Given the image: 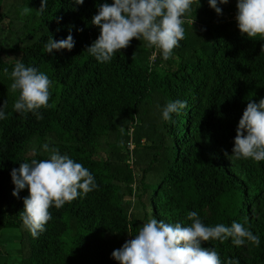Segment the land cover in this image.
Returning a JSON list of instances; mask_svg holds the SVG:
<instances>
[{
  "label": "trees",
  "instance_id": "obj_1",
  "mask_svg": "<svg viewBox=\"0 0 264 264\" xmlns=\"http://www.w3.org/2000/svg\"><path fill=\"white\" fill-rule=\"evenodd\" d=\"M113 2L46 0L40 11L41 0H0V105L7 101V118L0 119V238L4 229L24 226L29 190L14 196L10 175L21 163L50 159L56 149L98 185L59 209L53 204L45 231L36 238L21 233L19 260L0 264H119L111 253L144 224L155 218L190 226V211L205 226L235 221L259 236L258 247H237L231 238L202 242L221 264H264V161L225 155L249 100L264 98V39L240 33L232 18L237 0L218 5L222 14L208 0H193L182 17L185 37L168 60L157 49L151 61L155 46L132 38L102 63L87 50L100 35L91 21L101 4ZM25 8L31 10L22 15ZM70 32V51L46 53L50 37ZM17 62L51 82L42 119L14 110L19 90L9 89ZM151 97L159 98V119L138 124L139 107ZM175 100L187 107L166 121L163 108Z\"/></svg>",
  "mask_w": 264,
  "mask_h": 264
},
{
  "label": "clouds",
  "instance_id": "obj_2",
  "mask_svg": "<svg viewBox=\"0 0 264 264\" xmlns=\"http://www.w3.org/2000/svg\"><path fill=\"white\" fill-rule=\"evenodd\" d=\"M228 2L208 0L217 14H222L218 5ZM83 3L84 0H74V6ZM192 3L193 0H114L112 4L103 3L91 21L100 28V35L87 50L98 62L104 63L110 61L117 51L127 48L132 38H137L161 50L163 59L168 60L174 47L185 37L182 17ZM45 7L46 0H41L39 10ZM236 7L235 18L240 33L264 39V0H237ZM30 10L23 9L22 15ZM56 19L59 22L62 18ZM74 45L70 32L66 39L50 37L44 48L46 53H53V50L61 49L70 51ZM261 51H264V46ZM11 78L13 82L9 90H19L14 110L32 112L37 119H42L39 109L50 107L51 82L48 76L35 67L17 62ZM6 106L7 101L0 105V119L7 118L3 110ZM186 107V101L169 102L163 108L162 117L166 121L171 120L170 114H178ZM43 148L47 151L49 145L44 144ZM225 155L231 160L251 158L255 162L264 161V98L258 103L249 100L236 127L231 155L227 152ZM10 175L15 185L14 196L19 197V192L26 187L29 190V196L23 198L24 209L20 215L34 238L45 231V225L52 218L49 208L53 204L59 209L66 202L85 196L98 187L87 168L56 149L51 150L50 159L23 162L19 168H13ZM187 219L192 222L190 226L151 219L139 229L135 238L126 240L120 248L113 250L112 258L119 264H221L218 253L202 247V242H224L231 238L237 247L246 242L257 247L260 244L259 236L241 223L233 221L230 226L217 224L208 227L201 222L196 211L188 212ZM226 264H239V261L228 259Z\"/></svg>",
  "mask_w": 264,
  "mask_h": 264
},
{
  "label": "rangeland",
  "instance_id": "obj_3",
  "mask_svg": "<svg viewBox=\"0 0 264 264\" xmlns=\"http://www.w3.org/2000/svg\"><path fill=\"white\" fill-rule=\"evenodd\" d=\"M150 48V46H148ZM157 50V48L155 47ZM154 55H152L153 57ZM150 57V55H149ZM152 97L148 98L138 110V124H145L148 123L149 120L153 119V116H157L159 119L158 113L156 112L157 109H160L159 98H154L153 101ZM159 104V105H158ZM137 124L135 125V127ZM73 221L71 220L70 228L68 232H72L74 229V225L72 224ZM29 230L23 226L21 229L12 230V229H4L1 232V240H0V262H16L19 260L18 249L21 248V233L23 235H27Z\"/></svg>",
  "mask_w": 264,
  "mask_h": 264
},
{
  "label": "built area",
  "instance_id": "obj_4",
  "mask_svg": "<svg viewBox=\"0 0 264 264\" xmlns=\"http://www.w3.org/2000/svg\"><path fill=\"white\" fill-rule=\"evenodd\" d=\"M225 17L229 18L227 15H225ZM235 17H236V14H233L232 18L236 19ZM152 55L154 56L152 57ZM155 55H156V49H154V51H152V54L150 55L151 61H154Z\"/></svg>",
  "mask_w": 264,
  "mask_h": 264
}]
</instances>
